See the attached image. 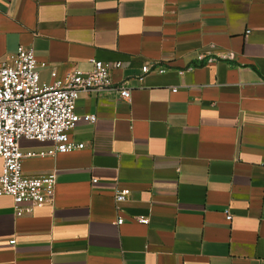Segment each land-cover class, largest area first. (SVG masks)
Returning <instances> with one entry per match:
<instances>
[{
	"label": "crops",
	"instance_id": "obj_1",
	"mask_svg": "<svg viewBox=\"0 0 264 264\" xmlns=\"http://www.w3.org/2000/svg\"><path fill=\"white\" fill-rule=\"evenodd\" d=\"M19 45L41 82L93 58L131 90L81 92L83 148L23 159L54 194L21 215L0 195V264H264V0H0V61ZM153 60L166 72L138 83Z\"/></svg>",
	"mask_w": 264,
	"mask_h": 264
},
{
	"label": "built area",
	"instance_id": "obj_2",
	"mask_svg": "<svg viewBox=\"0 0 264 264\" xmlns=\"http://www.w3.org/2000/svg\"><path fill=\"white\" fill-rule=\"evenodd\" d=\"M218 59H234L233 52L211 54L200 52L195 60L200 64H210ZM91 68L82 71L77 68L57 76L53 70L52 83L39 79L37 61L31 46L19 45L7 58L0 61V195L12 198L16 215L31 212L35 207L52 200L55 188V172L42 175H27L23 172L24 158L54 155L83 148L81 142L69 139V131L84 118L95 121L94 114L78 115L74 108L81 92L100 93L114 90L119 97L128 100L131 88L126 80L114 81L112 70L121 69L120 61L104 62L90 59ZM185 70H177L182 75ZM164 73L166 68L158 61L140 65V73L133 78L141 83L150 73ZM173 91L176 88L172 89ZM21 139L51 141L53 147L40 152H23ZM115 201L126 198L122 191L115 192ZM229 221L231 215L226 213ZM145 222L144 218H136ZM123 219L117 218L121 224ZM14 240L11 239L10 243Z\"/></svg>",
	"mask_w": 264,
	"mask_h": 264
}]
</instances>
